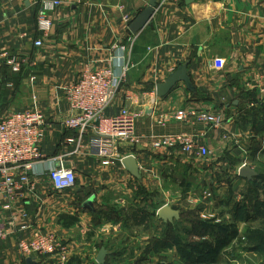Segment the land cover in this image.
Returning a JSON list of instances; mask_svg holds the SVG:
<instances>
[{
  "label": "crops",
  "instance_id": "crops-1",
  "mask_svg": "<svg viewBox=\"0 0 264 264\" xmlns=\"http://www.w3.org/2000/svg\"><path fill=\"white\" fill-rule=\"evenodd\" d=\"M42 1L0 0V55L21 63L14 73L0 61V120L25 110H38L45 117L43 159L29 173L30 186L13 198L0 195V224L7 228L0 240V264H25L17 243L39 233L52 234L67 247L68 264H97L101 248L107 251L108 264L116 257L112 248L120 245L128 255L133 253L120 264L151 262L159 254L153 246L160 242L162 247L166 235L167 224L157 211L170 204L152 216L140 210L132 222V213L127 214L122 203L132 198L138 184L141 193L162 199L168 196L165 187L175 185L178 177L191 200L203 180L208 200L217 170L178 148L155 149L153 142L161 136L187 134L209 152L215 146L221 157L224 153L217 167L238 177V199L256 188L263 196L264 0H157L154 15L137 35L128 26L150 0H52L60 6L50 12L52 26L46 34L37 29ZM186 63L194 92L181 83L167 97L155 98V85ZM109 64L118 76L127 70L106 115L127 106L140 114L136 143L121 142L118 147L120 157L136 159L140 179L130 176L121 162L103 166L77 143L66 141L77 134L63 124L70 117L65 88L85 69ZM179 109L212 112L224 122L217 129L197 120L177 122L172 116ZM164 117L163 125L159 122ZM89 137L84 134L81 142L88 144ZM243 165L257 177L240 178ZM59 167L74 169L72 190L54 191L48 172ZM90 197L92 211L84 208ZM260 206L264 211V204ZM139 226L143 235H132ZM32 262L45 264L48 259Z\"/></svg>",
  "mask_w": 264,
  "mask_h": 264
},
{
  "label": "built area",
  "instance_id": "built-area-1",
  "mask_svg": "<svg viewBox=\"0 0 264 264\" xmlns=\"http://www.w3.org/2000/svg\"><path fill=\"white\" fill-rule=\"evenodd\" d=\"M60 6L58 1L43 0L37 20V29L48 33L52 22L49 14ZM40 41L35 46H41ZM0 61L10 66L14 73L20 71L21 63L0 55ZM127 68L120 76L115 74L109 64L99 69H85L78 78L65 88V101L70 117L63 124L75 133L68 144L77 143L79 150H85L96 157L103 166H110L116 160L121 162L118 147L121 142L136 143L135 124L140 114L128 106L117 114L106 115L114 101L119 82L125 77ZM10 87V85H8ZM152 104H155L153 101ZM166 117L159 123L165 122ZM172 120L184 122L197 120L207 127L217 129L223 124L220 115L212 112L176 110ZM45 117L38 110H25L8 115L0 120V195L13 198L19 191L29 187V173L34 165L43 159L41 143L44 137ZM90 135L88 144L81 139L84 134ZM155 149L178 148L182 153L193 157H205L207 149L197 138L187 134H173L157 138L153 142ZM52 187L56 192L72 190L76 185L73 168L59 167L48 172ZM23 227L22 230H25ZM7 228L0 224V240L4 238ZM17 249L24 259H48L45 264H67L68 249L52 234L39 233L30 239L20 240Z\"/></svg>",
  "mask_w": 264,
  "mask_h": 264
},
{
  "label": "rangeland",
  "instance_id": "rangeland-1",
  "mask_svg": "<svg viewBox=\"0 0 264 264\" xmlns=\"http://www.w3.org/2000/svg\"><path fill=\"white\" fill-rule=\"evenodd\" d=\"M220 151L214 146L210 152L208 151L207 156L196 157L198 164L205 161L212 163L213 168H217L213 173L212 189L206 187L211 190L208 200L204 197L203 180L198 182L197 194L191 200L183 190L181 177H178L175 178L176 186L168 184L165 187L168 196L165 195L162 199L156 196L151 198L146 193H141L138 184L133 190L132 198L122 203L127 207V214L132 213L128 216L132 222H136L137 213L139 218L140 210H145L150 216L151 212L154 213L165 203H169L170 207L172 205L180 212V218L175 222L177 225L175 230L166 225L165 249H159V254L154 256L148 264H160L161 262L164 264H193L195 261L206 259L212 260L213 264H264V211L260 206L264 204V194L263 196L258 194L260 189L256 188L248 193L246 191L245 199H238L239 186L235 183L238 181V177L234 175L235 172L229 175L227 170H222L216 165L224 155L222 153L221 157ZM258 169L263 171L261 167ZM232 188H235V193L232 192ZM238 221L240 225H243L241 230L237 228ZM142 227L133 228L132 235L142 236ZM251 235L254 237L255 245L247 241ZM128 240L130 238L126 242ZM113 250L116 257H113L108 264L130 261L133 256V253L128 255L123 251L121 245L116 249L112 248ZM119 253L126 254V257L119 259V256L117 257ZM130 264H135V261Z\"/></svg>",
  "mask_w": 264,
  "mask_h": 264
},
{
  "label": "water",
  "instance_id": "water-1",
  "mask_svg": "<svg viewBox=\"0 0 264 264\" xmlns=\"http://www.w3.org/2000/svg\"><path fill=\"white\" fill-rule=\"evenodd\" d=\"M157 8V0H150L148 6L142 10L129 24L128 30L132 35H137L141 32L145 26L150 22L152 16ZM188 63L179 66L174 72L170 73L167 79L155 85V95L157 99H163L169 95V93L177 87L178 84H183L185 88L193 93L194 87L192 85L191 79L187 73ZM121 165L126 170V172L135 179H140L139 166L136 159L133 156H126L122 158ZM240 178L246 181H251L257 177V173L250 167L243 165L238 171ZM93 197L87 199L84 203V208L92 211L93 210ZM157 217L159 220L163 221L165 224H171L174 221L179 220L180 212L168 205H163L157 211ZM107 256V251L101 248L96 257L97 264H105V259ZM25 264H33L32 260L25 259Z\"/></svg>",
  "mask_w": 264,
  "mask_h": 264
},
{
  "label": "trees",
  "instance_id": "trees-1",
  "mask_svg": "<svg viewBox=\"0 0 264 264\" xmlns=\"http://www.w3.org/2000/svg\"><path fill=\"white\" fill-rule=\"evenodd\" d=\"M175 222L176 221H174L173 223H171V224H167V226L168 227H170V228H172V230L174 229L175 230V228H177V225H175ZM222 230H224V229H222ZM247 241L250 243V244H252V245H255L256 243H254V237H252V235L251 236H249L248 238H247ZM160 244V242L158 243V245ZM158 245L156 244V245H154L153 246V250H154V252L156 253L157 252V250H159V249H165V245H166V235H165V241H164V243H163V245H162V247L159 245V247H158ZM196 245H194V247H195ZM69 262V261H68ZM141 263H145V264H148L147 262H142V261H139V260H136L135 261V264H141ZM214 262L212 261V260H209V259H206V260H204V261H195V262H193V264H213ZM68 264V263H67ZM160 264H164V263H160Z\"/></svg>",
  "mask_w": 264,
  "mask_h": 264
}]
</instances>
